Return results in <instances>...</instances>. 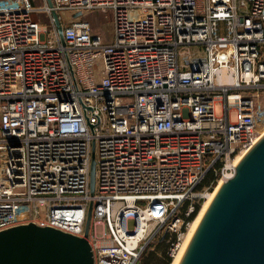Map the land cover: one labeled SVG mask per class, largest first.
Returning a JSON list of instances; mask_svg holds the SVG:
<instances>
[{
    "label": "built area",
    "instance_id": "2783aa9c",
    "mask_svg": "<svg viewBox=\"0 0 264 264\" xmlns=\"http://www.w3.org/2000/svg\"><path fill=\"white\" fill-rule=\"evenodd\" d=\"M93 10L110 11V40ZM219 68L235 80L215 84ZM261 89L264 0H0V230L84 236L91 205L94 264H136L162 239L172 259L259 135Z\"/></svg>",
    "mask_w": 264,
    "mask_h": 264
},
{
    "label": "water",
    "instance_id": "95a60500",
    "mask_svg": "<svg viewBox=\"0 0 264 264\" xmlns=\"http://www.w3.org/2000/svg\"><path fill=\"white\" fill-rule=\"evenodd\" d=\"M93 185L92 159L91 192ZM216 187L177 264H264V132ZM90 211L91 205L84 236L33 221L1 229L0 264H94L86 239Z\"/></svg>",
    "mask_w": 264,
    "mask_h": 264
},
{
    "label": "rangeland",
    "instance_id": "374dc122",
    "mask_svg": "<svg viewBox=\"0 0 264 264\" xmlns=\"http://www.w3.org/2000/svg\"><path fill=\"white\" fill-rule=\"evenodd\" d=\"M62 22H65L69 20L73 13L69 12L68 10H61L59 12ZM85 19H87L93 30L97 33H99L104 40H110L112 35V26H111V13L110 11H101V10H93L86 12L85 15H83ZM32 19L36 20L40 23L46 24L47 19L42 14H32ZM198 45H183L179 48L180 56L184 52H192L193 50L197 49ZM235 80V75L233 71L226 69V68H219L216 70L213 76V81L215 84H226L229 85ZM259 100H264V90H259ZM214 100V108L216 112H220L222 109L221 104L219 103L218 98H215ZM233 113H231V116L233 118ZM260 130L264 129V120L261 122V125L259 126ZM259 130V131H260ZM201 207V206H200ZM40 209H43L40 207ZM200 209V208H199ZM199 211V210H198ZM197 211V212H198ZM197 214V213H196ZM188 230V229H187ZM186 230V232H187ZM186 234V233H185ZM167 243L163 242L160 243L159 241H154L149 247L143 252V254L140 256V258L137 260L136 264H155L158 262L162 256L163 249H166ZM154 256V257H153Z\"/></svg>",
    "mask_w": 264,
    "mask_h": 264
},
{
    "label": "bare ground",
    "instance_id": "6f19581e",
    "mask_svg": "<svg viewBox=\"0 0 264 264\" xmlns=\"http://www.w3.org/2000/svg\"><path fill=\"white\" fill-rule=\"evenodd\" d=\"M263 132H264V129L261 130V131L259 132V135H257V137L255 138V140H256V139L260 136V134H262ZM243 153H244V151H242L241 153H239V154L236 156V161L240 158V156H241ZM222 180H223V179H222ZM216 188H217V187H216ZM215 190H216V189H215ZM215 190H214L213 192L209 193L208 196H207V198H205V200L203 201V203H202V205H201L199 211L197 212L195 218L191 221V223H190V225H189V228H188V230H187V232H186V234H185V236H184V238H183V241H182V243H181V245H180L178 251H177L176 254L173 256V258L171 259V262H170L169 264H177V262H178V260H179V258H180V256H181V254H182V252H183V250H184V248H185V246H186L187 241L189 240V238H190V236H191V234H192V232H193V230H194V228H195V226H196V224H197V222H198L200 216L202 215L203 211L205 210V208H206L208 202L210 201L212 195L214 194Z\"/></svg>",
    "mask_w": 264,
    "mask_h": 264
},
{
    "label": "trees",
    "instance_id": "16d2710c",
    "mask_svg": "<svg viewBox=\"0 0 264 264\" xmlns=\"http://www.w3.org/2000/svg\"><path fill=\"white\" fill-rule=\"evenodd\" d=\"M215 176L212 173H209L206 178L203 181V184H207L210 183L211 181L214 182ZM200 208V200L198 201V203L196 204V208L195 211L188 217V219H193V217L195 218L197 211ZM160 243L166 242L165 239H162L159 241ZM168 246V244H167ZM167 249V247H166ZM166 249H163L162 251V256L160 258V260L158 262H156L155 264H169L171 261L170 257L166 254ZM154 257V256H153Z\"/></svg>",
    "mask_w": 264,
    "mask_h": 264
}]
</instances>
